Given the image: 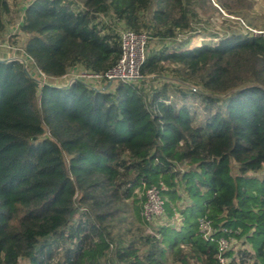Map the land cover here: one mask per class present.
<instances>
[{
  "label": "trees",
  "instance_id": "16d2710c",
  "mask_svg": "<svg viewBox=\"0 0 264 264\" xmlns=\"http://www.w3.org/2000/svg\"><path fill=\"white\" fill-rule=\"evenodd\" d=\"M195 2L208 17L253 4ZM8 11L0 0V35ZM189 23L184 0L23 7L22 52L36 73L0 60V264H264V33L153 49L136 83L37 81L105 72L120 29L172 40ZM150 77L159 83L147 87ZM144 181L163 185V212L178 224L143 217Z\"/></svg>",
  "mask_w": 264,
  "mask_h": 264
},
{
  "label": "rangeland",
  "instance_id": "374dc122",
  "mask_svg": "<svg viewBox=\"0 0 264 264\" xmlns=\"http://www.w3.org/2000/svg\"><path fill=\"white\" fill-rule=\"evenodd\" d=\"M30 1L31 0H8L9 11L5 13L3 17L5 29L0 35V60L17 59L35 74L36 71L29 66V60L25 58L22 52V44L26 35L22 34L19 30L22 9ZM184 3L190 15L189 28L180 32L177 37L172 40H160L156 37L149 38L146 45V54L153 49H161L186 41H188V43L186 47L183 48H192L203 43L215 44L220 36L230 35L234 32L242 34L250 32L254 34L264 33V0H253V4L249 7L248 11H245L242 16L238 17L227 15L223 10L213 12L208 17L207 15L201 14L195 0H184ZM106 20L107 18H104V21ZM118 27L119 26H117V28ZM37 77L39 79L38 75ZM70 78V76H66L62 79L50 81H52V83L55 82V84H65L69 82ZM149 79L150 80L146 82L147 87L150 84L157 85L159 83L154 77H150ZM46 81L48 82L49 79H46ZM139 194L143 197L141 192H139ZM140 205L142 206V204ZM167 222L174 225L179 223V219L168 220L163 212L161 216L153 219L151 225L159 227V225Z\"/></svg>",
  "mask_w": 264,
  "mask_h": 264
},
{
  "label": "built area",
  "instance_id": "2783aa9c",
  "mask_svg": "<svg viewBox=\"0 0 264 264\" xmlns=\"http://www.w3.org/2000/svg\"><path fill=\"white\" fill-rule=\"evenodd\" d=\"M120 57L117 62L103 73H95L79 67H72L58 78H50L39 72L37 81L39 84L50 83L55 86H66L72 82H80L90 88L107 89L113 83L121 81L123 83H136L144 77L140 73V67L145 59L148 34L146 32L136 33L130 29H121L119 32ZM24 65V64H23ZM24 68L26 66L24 65ZM27 69V68H26ZM35 70V69H33ZM32 72V71H31ZM70 76V80L65 84H55L50 80H57ZM46 79H49L47 82ZM192 89H195L191 87ZM144 186L142 202V215L147 221L161 216L163 213L164 201L160 190L163 185L142 182ZM200 229L205 237L211 233V227L205 218L200 219ZM228 246V241L224 238L218 240L219 250H224ZM219 263L225 264L226 260L219 256Z\"/></svg>",
  "mask_w": 264,
  "mask_h": 264
},
{
  "label": "crops",
  "instance_id": "0c3cea01",
  "mask_svg": "<svg viewBox=\"0 0 264 264\" xmlns=\"http://www.w3.org/2000/svg\"><path fill=\"white\" fill-rule=\"evenodd\" d=\"M134 219L136 220V217H134ZM151 226H152V225H151ZM153 227H154V226H153ZM111 248H112V247L110 246V249H109L110 251L112 250ZM110 253H111V252H109V254H110ZM96 261H98V262H97L98 264H110V262H111V261L108 262V261L106 260V258H104V257H102V256H100V257H96ZM94 263H96V262H94ZM94 263H93V264H94Z\"/></svg>",
  "mask_w": 264,
  "mask_h": 264
}]
</instances>
